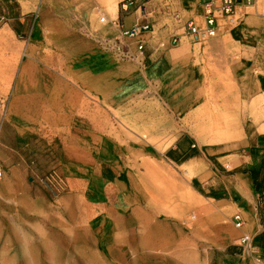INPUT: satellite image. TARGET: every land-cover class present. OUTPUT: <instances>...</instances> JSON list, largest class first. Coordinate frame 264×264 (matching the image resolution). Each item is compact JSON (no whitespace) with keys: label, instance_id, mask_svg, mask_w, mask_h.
Listing matches in <instances>:
<instances>
[{"label":"rangeland","instance_id":"rangeland-1","mask_svg":"<svg viewBox=\"0 0 264 264\" xmlns=\"http://www.w3.org/2000/svg\"><path fill=\"white\" fill-rule=\"evenodd\" d=\"M121 1L0 0V264H264V192L255 191L251 176L253 169L264 174V154L258 161L253 138V132L264 134V98L189 101L179 110L183 101H162L145 78L147 44L131 52L122 36V18L137 11L134 26L149 22L146 34L162 39L160 50L176 49L172 40L180 36L183 49L206 55L195 60L207 82L232 83L243 68L254 67L251 76L260 83L264 0L238 9L233 23L221 21L216 36L200 43L189 42L186 30L191 20L202 22L199 0H145V12L119 7L115 14L113 3ZM92 36L95 50L122 65L124 76L104 77L108 93H83L89 105L79 106L74 134H85L90 146L78 163L73 148L54 149L58 131L24 96L45 77L65 83L84 65ZM211 113L221 127L192 128L198 117L208 124ZM23 130L27 165L16 173L12 161L20 162L21 148L13 156L5 144ZM145 164L155 169L154 179ZM168 171L178 191L150 202L143 183L159 181L164 189ZM190 190L178 212L176 199ZM249 199L262 228L242 243L231 207Z\"/></svg>","mask_w":264,"mask_h":264},{"label":"crops","instance_id":"crops-1","mask_svg":"<svg viewBox=\"0 0 264 264\" xmlns=\"http://www.w3.org/2000/svg\"><path fill=\"white\" fill-rule=\"evenodd\" d=\"M199 5L200 16L202 17L203 9L200 0ZM119 7L120 5H118L117 12L119 11ZM137 16L138 14L136 11L133 14H128L122 18L123 29L126 30L133 27L138 21ZM91 38L92 40L89 39L91 42V49L89 50L88 55L82 58L84 65L79 67L81 70L78 68L75 69V67L72 68L75 70L70 71V77L65 78V83L61 82V77H59L60 81H58V83L56 82V79L51 81L48 77H45L42 79L43 82L41 81L38 88L30 90L29 87L27 90L28 94L24 96L25 100H28L27 103L29 106L34 105L40 107L38 111L43 112V114L40 113L42 115L41 117L45 119V122L50 124V129L58 131L56 137L60 139V141L56 140L55 144L57 147L53 144L55 147L54 149L58 150L59 147H63L64 151L72 152L69 148H73V151L78 155L75 158V161L78 163L84 162L83 159L87 158L86 155L89 153L88 146H90L85 134L82 136L74 134L78 129L73 125L75 119L78 117L79 106L89 105L87 98L83 93L86 92L93 94L94 91L108 93L110 90V83L107 79L105 81L104 77H108L111 73H116V71H118L117 73L120 75L123 73V71H121V69H123L122 65L113 63L112 58L109 55H106V53L100 50H95L97 47L94 45L93 41L95 42L97 40H95V36H92ZM187 38L189 42L199 43L195 42L191 36ZM126 40L128 41V46L130 47L131 52L134 51L133 47L136 44H147L149 49L145 54V59L149 61V65L144 72L145 78L149 79V86H152V88L155 87L160 91L162 101H262L264 98L263 69L260 83H256L255 79L251 76L254 67L243 68L241 76L237 77V80L232 83H209L207 82V76L204 75L205 69L196 65L195 59L206 57L202 52L194 49L185 50L183 49L181 42L178 45H175L176 49L174 50L168 48L160 50L159 42H161L162 39L160 40L158 36H153V34L148 35L144 33L136 39ZM166 40L167 39H164L165 43L167 42V46H169V43ZM46 53L51 52L47 50ZM134 54H136V52ZM58 57L61 58V56ZM262 59V62L264 63V55H262ZM45 62L49 63L47 61ZM233 69H236V67ZM64 74H68V71H65ZM95 74L98 75L96 76L97 78H95ZM72 75L73 77H71ZM139 84L140 87H142L144 83L141 81ZM64 87L71 89L74 97V101H72L68 108L67 104L58 101L60 92ZM43 90L46 92V96H52V99L54 100L45 101V104L44 101H40L39 98L42 97ZM29 91L33 92L29 93ZM30 101H33V103L30 104ZM45 105L48 106V108H46ZM28 110L30 111V108H28ZM33 110L35 111L34 107ZM24 132L25 131L23 130L22 135L17 133L15 139H9L5 144V147L9 149L13 156H18L19 153L17 149L21 148V154L23 156H21L20 162L17 163L15 158H13L12 161V170L15 169L16 173H19L20 168L22 169L27 165L25 157L28 152V142H25L26 137L24 136ZM84 132L87 133L86 130H84ZM253 133L255 134L253 135V138L255 139L254 152L259 154L257 160L260 161L264 154V134ZM83 137L86 138L83 139V141H79L78 138ZM91 138H93L92 134ZM19 140H21L20 145L18 143ZM48 143L52 144V141L48 140ZM59 151L62 152V150ZM16 163L17 165L15 166ZM20 183L23 187L25 180L20 181ZM262 196V201L264 203V193ZM240 203L241 204H233L231 207L232 210L237 212L233 220L237 222L238 220H236L235 217L239 216L241 221L239 225L240 227H237L238 224L235 222H233V225L239 229L242 237L247 235L255 236L262 228L259 218H257V214L255 213L257 211V205L251 199L245 201L241 200Z\"/></svg>","mask_w":264,"mask_h":264},{"label":"built area","instance_id":"built-area-1","mask_svg":"<svg viewBox=\"0 0 264 264\" xmlns=\"http://www.w3.org/2000/svg\"><path fill=\"white\" fill-rule=\"evenodd\" d=\"M256 0H200L203 9L202 22L191 20L187 23V35H190L195 42H204L209 38L215 37L220 28V22L228 20L230 23L234 22V17L237 15L238 9L247 7ZM145 0H124L120 2L121 10L126 12L130 8H136L138 11H146ZM101 21H106L102 17ZM153 26L149 22H143L141 25H136L130 29L122 31V36L126 39H136L143 33L152 31ZM180 36H175L172 40L173 45H178L181 42ZM138 50L144 48L143 43H138ZM2 168L0 165V180L2 179ZM240 220L239 216L235 217ZM242 243L250 241L248 236L242 238Z\"/></svg>","mask_w":264,"mask_h":264},{"label":"bare ground","instance_id":"bare-ground-1","mask_svg":"<svg viewBox=\"0 0 264 264\" xmlns=\"http://www.w3.org/2000/svg\"><path fill=\"white\" fill-rule=\"evenodd\" d=\"M111 2H114V1H111ZM116 2V1H115ZM118 3V2H117ZM117 3H113L114 4V6H113V12L116 14L117 13V10H118V5H117ZM183 46V45H182ZM186 47V46H185ZM48 48V47H47ZM182 49V48H181ZM52 51V50H51ZM44 52V51H43ZM184 52V51H183ZM49 54V53H48ZM220 59V58H219ZM219 61V60H218ZM222 61H224V63H226L225 62V60H223V58H222ZM221 61V62H222ZM36 62V61H35ZM220 64V63H219ZM218 64V65H219ZM222 64V63H221ZM40 65V64H39ZM213 67V66H212ZM218 68H220L219 66H218ZM36 75V74H35ZM31 88V87H30ZM30 92V91H29ZM46 94V92L43 90V95H42V97H40L39 99H40V101H44V104H45V101H52V100H54V99H52V96L51 97H49L48 95L46 96L45 95ZM144 94V93H143ZM147 94V93H146ZM134 95V94H133ZM175 96V95H174ZM92 98H93V96H91ZM137 97H139V96H137ZM142 97V96H141ZM73 93H72V91H71V89H69V88H67V87H64V89H62V91L60 92V96H59V99H58V101H61V102H63V103H65V104H67V108L69 107V105L72 103V101H74L73 100ZM85 98V97H84ZM84 98H82V99H84ZM176 98V97H175ZM94 99H96V98H94ZM90 100V99H89ZM88 101V100H87ZM87 101H85V102H87ZM99 101V100H98ZM89 102V101H88ZM172 102V101H171ZM188 102L189 101H183L182 102V104H181V108H180V106H179V110H182L183 108H187L188 106H187V104H188ZM81 103H82V101H81ZM91 103V102H90ZM83 104V103H82ZM87 105V104H86ZM224 105V104H223ZM45 107L46 108H48V106H46L45 105ZM44 108V107H43ZM85 108V107H84ZM82 109H83V107H82ZM86 110V109H85ZM89 110V109H88ZM98 110V109H97ZM96 110V111H97ZM94 111V110H93ZM158 111H159V108H158ZM216 112V111H215ZM86 113H87V111H86ZM119 114V113H118ZM216 114H218L219 115V113H217L216 112ZM91 115V114H90ZM161 115H165V112H164V108H162L161 107ZM218 115H214V114H210V116L208 117V124L207 123H205V120L204 119H202L201 117L199 118L198 117V119H197V122H195V124L192 126V128L193 129H196L197 130V132H209V131H214V129L213 128H219V127H221V126H219L218 125V120H219V116ZM83 116H84V114H83ZM103 116V115H102ZM93 117H94V115H93ZM101 117V116H100ZM117 117V116H116ZM140 117L142 118V116L140 115ZM105 118H106V116H105ZM138 118V117H137ZM136 118V119H137ZM205 118V117H204ZM96 119V118H95ZM102 119V118H101ZM222 119V118H221ZM105 120V119H104ZM204 120V121H203ZM203 121V122H202ZM224 121V120H223ZM105 122V121H104ZM127 122V121H126ZM200 122H201V125H200ZM227 122V121H226ZM226 122H224L225 123V125H226ZM106 123V122H105ZM167 123V122H166ZM221 123H222V120H221ZM122 126V125H121ZM212 133H214V132H212ZM216 136V135H215ZM212 140H214V138L212 139ZM211 140V141H212ZM201 142H205L204 140H202ZM215 142H216V140H215ZM214 143V142H213ZM218 143V142H217ZM139 160V159H138ZM196 162V161H195ZM140 164H142V163H140ZM150 164V163H149ZM149 164H145V166H144V169H145V171H146V174H150V175H153V174H155L154 173V171H155V169L153 168V166H151V165H149ZM135 168V167H134ZM190 168V167H189ZM154 169V170H153ZM158 172H159V170H158ZM147 175V177H149ZM157 176H158V173H157ZM160 176V175H159ZM163 177V176H162ZM175 177V175L172 173V172H170V171H168V173H166V177H164V180L165 181H163V182H169V181H171V180H169L170 178L171 179H173ZM159 178H161V177H159ZM152 179H154V175H153V178ZM151 180V179H150ZM152 181V180H151ZM156 181V180H155ZM173 181H175L174 179H173ZM153 182H154V180H153ZM153 182H150V181H147L146 180V182H144L143 184V186H144V189H145V191H146V193L148 194V199H149V201L150 202H158V201H160L161 199H163V197H165L164 195H166L167 193H169V194H171V193H175V192H177L178 191V185L177 184H175L174 182V185H173V183L171 184L170 182H169V184H167V186H166V188H164V189H160V188H157V186L156 185H159V181H158V183H156V185H154V183ZM161 183V182H160ZM162 186H163V183H162ZM180 187V186H179ZM180 189V188H179ZM181 190V189H180ZM183 190V189H182ZM190 192H191V190L190 191H188L187 193V195L188 196H186L185 195V193L184 194H182L181 195V199H176V204H175V207L178 209V212H182L184 209H185V205L183 204V203H181V202H183V200H185V199H190V198H192L191 197V194H190ZM175 195V194H174ZM173 195V196H174ZM172 198V197H171ZM197 198H199V197H197ZM166 199V198H165ZM166 201V200H165ZM162 202H164V201H162ZM168 202V201H167ZM172 202V201H171ZM170 202V203H171ZM200 202V201H199ZM160 203V202H159ZM158 203V204H159ZM161 204V203H160ZM162 205V204H161ZM197 205V204H196ZM159 206V205H158ZM157 206V207H158ZM146 207V206H145ZM144 207V208H145ZM198 207V206H197ZM164 208V207H163ZM163 208H161V209H163ZM188 211H189V209H188ZM194 218V217H193ZM192 220V219H191ZM195 220V219H194ZM194 222V221H193ZM148 226V225H147Z\"/></svg>","mask_w":264,"mask_h":264},{"label":"trees","instance_id":"trees-1","mask_svg":"<svg viewBox=\"0 0 264 264\" xmlns=\"http://www.w3.org/2000/svg\"><path fill=\"white\" fill-rule=\"evenodd\" d=\"M251 176L253 179V185L255 191L259 194L264 192V174L261 173L259 170L253 169L251 171Z\"/></svg>","mask_w":264,"mask_h":264}]
</instances>
